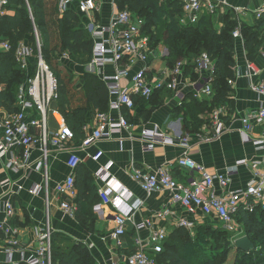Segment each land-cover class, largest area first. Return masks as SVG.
I'll list each match as a JSON object with an SVG mask.
<instances>
[{"label": "built area", "instance_id": "obj_1", "mask_svg": "<svg viewBox=\"0 0 264 264\" xmlns=\"http://www.w3.org/2000/svg\"><path fill=\"white\" fill-rule=\"evenodd\" d=\"M183 8L181 22L185 25L197 24L205 15L224 14L229 9L237 15L253 13L258 20L264 17V5L250 9L238 7L229 0H180ZM252 1V0H247ZM35 27L37 52L30 44L21 42L15 52V60L27 76L20 86L17 94V106L19 109L9 113L0 107V159L8 153H12L10 159L0 167L1 171H41L44 175L45 187L37 184L30 188V193L38 194L43 191L46 200V216L41 226H36V236L24 243L21 239L22 226L17 223L20 210L15 204V194L9 190L0 211L5 215L0 220V251L4 252L7 264H54L53 258V234L55 232L51 223V197L56 192L63 197L60 208L69 215L75 217L77 206L68 199L77 197L76 176L68 175L64 182L55 187L54 192L49 187V163L53 151L69 153L68 166L72 171L83 162L78 154L79 150L100 142L117 139L123 143V131H129V138L135 139L132 134V123L125 116L123 110L135 108V97L149 100L156 90L168 89L172 91L173 98L178 105H183L187 93L182 78L190 79L192 92L199 100L213 99L212 76L214 74L215 61L207 53H202L195 59V73L198 79L186 77L184 69L186 60L177 61L173 67L165 65L164 68L155 70L154 61L157 54L150 45L149 36L143 32L144 20L137 17L129 9H120L116 0H79L78 9L85 16V28L94 39L93 58L91 65L98 69H104L106 65L115 66L113 74H104L102 79L109 90V110L98 112L91 131L85 127L86 135L77 147L73 144L75 133L67 124L65 116L53 106L58 94V80L43 57L40 33L35 24L30 0H25ZM72 0H58V11L64 15ZM110 3L113 9L108 23L98 18L104 5ZM10 0H0V21L8 14ZM238 26L233 32L238 45L245 46L242 33V21L238 19ZM4 51L12 50L8 40L0 41ZM245 48V47H244ZM69 57L68 54L63 55ZM31 59L36 60L35 68L30 72ZM133 74L130 85H125L123 79L129 76L131 69L140 64ZM248 69L251 76L259 73L254 63L248 61ZM229 84L235 85V80L230 79ZM251 89L264 98V80L251 83ZM0 83V91H2ZM118 111L115 119L111 112ZM228 105L216 107L211 113V124L206 137L208 141L221 136L226 131L225 117L230 114ZM241 134L245 142L253 143L258 149H264V139L254 136L258 127H264V103L258 109L249 111L241 117ZM51 124L56 125L52 129ZM204 134V135H205ZM145 142L144 151L153 152L158 145H181L185 152L174 163L161 165L153 170L133 168L131 177L143 191L152 194L157 191L167 190L171 194V205L154 213L142 221H136L135 209L130 207L127 211L120 210L114 217L115 228L112 233L114 252L124 248L123 237L128 231L129 224L134 226L137 233L148 231L147 238L137 236L134 240V251L125 257V264H157V256L164 250V244L171 232L168 225L173 218L176 219L175 227H184L194 230L196 226L216 220L221 228L235 234L239 231L237 214L244 209L254 212L260 209L264 212V159L252 163V178L240 188H231L232 180L240 174V168L247 165V160L236 161L224 171L211 173L206 166L197 162L190 154V142L188 137L173 136L158 127L144 128L140 134ZM40 145L41 155L34 163L32 161L33 149ZM18 150L19 152H17ZM103 151H99L91 157L93 161H99ZM178 166L188 170L192 177L189 182L176 179L171 168ZM96 176L108 184L99 190L100 196L106 203L113 202L117 206L122 198L131 194L127 189L121 192L111 187L112 178L108 167L97 171ZM16 182V181H15ZM1 186L10 187L11 179L0 182ZM22 186H19L21 188ZM9 189V188H8ZM6 189V190H8ZM221 190L220 192L218 190ZM137 201L136 205H142ZM174 207H181L185 215L176 218ZM202 215L205 222H198L196 216ZM244 235L234 237L235 240ZM19 255V257H18ZM113 264H118L114 261Z\"/></svg>", "mask_w": 264, "mask_h": 264}, {"label": "trees", "instance_id": "obj_2", "mask_svg": "<svg viewBox=\"0 0 264 264\" xmlns=\"http://www.w3.org/2000/svg\"><path fill=\"white\" fill-rule=\"evenodd\" d=\"M120 9H129L137 17L144 18L143 32L150 38V45L157 55L162 54L161 46L167 49V55L163 56L169 67H173L179 60H186L184 69L186 77L198 79L195 73V59L207 52L215 61L214 74L211 84L214 91L213 99L199 100L193 92L188 93L183 105H176L175 111L183 117L184 132H200L205 124L210 126V113L221 105L231 108V93L233 86L230 79L236 77V54L238 42L233 32L239 22L235 12L229 9L223 14L224 25L217 29L214 24V15H205L197 24H182L181 16L183 8L180 0H116ZM35 24L42 41V54L46 62L54 69L58 80V97L53 106L66 118L67 124L75 133V143H80L86 135L85 127L87 117L93 109L98 112L109 110V90L103 79L98 75L86 72L83 84L78 85L73 72L66 70L61 63L66 53L74 59H80L84 66L91 63L93 58L94 39L86 30L85 16L80 13L77 6L69 7L64 15L58 11V0H30ZM98 18L100 16L98 15ZM242 33L245 40V49L249 59H254L258 50L264 44V17L258 19L255 24L244 23ZM0 37L8 40L12 45L9 52L0 53V83L3 88L0 91V107L9 113L19 109L17 106V94L24 83L27 73L17 64L15 52L18 45L27 41L37 52L35 27L30 11L25 0H10L8 14L0 21ZM85 55L88 56L85 59ZM32 69L36 60L32 59ZM173 97L168 89L156 90L147 100L135 97L137 102L152 105L153 109L161 106L165 99ZM133 110V109H132ZM130 123L132 122L131 110H123ZM149 112L147 109L144 113ZM77 183V182H76ZM80 209L76 216L84 226L91 227L92 215L81 217ZM264 212L259 208L254 212L244 209L237 214V220L244 226V233L255 244V249L250 253L237 249L235 246L234 264H264V259H258L264 255V244L259 245L253 236L257 233L255 225L262 222ZM260 220V221H259ZM259 221V222H258ZM210 223H203L195 227L194 232L202 233L215 231ZM214 237L213 245L221 247L231 240L230 233L221 229ZM190 230L184 227H174L164 244V250L157 256V264H217L216 255L203 254L201 247L189 250L186 241H190ZM60 235L53 234V258L54 264H95L90 254L80 245L64 246L59 241ZM217 241V243H216ZM210 242V241H209ZM208 242V243H209ZM201 246L204 245L201 241ZM211 243V242H210ZM262 250V252H257ZM257 254V255H256ZM256 257L257 259H254Z\"/></svg>", "mask_w": 264, "mask_h": 264}, {"label": "crops", "instance_id": "obj_3", "mask_svg": "<svg viewBox=\"0 0 264 264\" xmlns=\"http://www.w3.org/2000/svg\"><path fill=\"white\" fill-rule=\"evenodd\" d=\"M79 0H72L71 6H77ZM231 4L238 7H249L254 9L264 5V0H229ZM112 6L110 3L104 5L102 13L99 14L101 20L105 23L109 22L112 16ZM223 16L220 14L218 17ZM237 19H240L242 23L255 24L257 19L253 13H245L237 15ZM217 29H220L224 22H220ZM4 39L0 37V41ZM6 40V39H5ZM29 44L27 41H23ZM3 48L0 46V53L3 52ZM167 51V50H166ZM161 56L164 59V52L162 55H158L156 59ZM67 65L68 59L62 57ZM62 59V60H63ZM32 60V59H31ZM70 60V59H69ZM248 61L254 63L258 68L259 73L255 76H251L248 69ZM167 65V61L164 59V64L160 68H164ZM141 63L134 66L131 69L129 76L123 79L125 85L131 84L133 74L138 70ZM71 71L75 73L76 81L78 85L83 84L84 74L89 70L93 74L98 75L102 79L104 74H113L115 66L109 64L104 69H98L94 65L85 67L70 66ZM155 64V70L160 69ZM32 69V63L30 72ZM92 69V70H90ZM77 70V73H76ZM236 77L235 85L231 93V108L230 114L225 117L226 131L219 137L206 140L209 127L207 124L203 126L200 132H184L183 117L178 115L175 111L177 100L173 97H168L165 102L153 109L152 105L136 103V106L131 110L132 114V129L135 139L129 138V131L124 130L122 138L123 143H120L117 139L109 141H100L85 150H79L78 154L83 158V162L77 167L76 170L68 166L67 160L69 153L64 151H53V155L49 163V187L54 192L55 187L64 182L66 177L71 173L76 176V189L77 197L74 199H68L73 204H76L77 210L80 209L81 202V217L86 215H92V222L89 221L91 227L84 226L80 220L69 215L60 208V200L63 198L57 196L56 192L51 197V223L55 232L60 235L59 241L63 242L64 246L80 245L84 248L88 254H90L95 264H113L117 261L118 264H125V257L131 254L135 249L134 240L137 236L141 238H147L149 236L148 231L137 233L132 224H129L128 231L123 237L124 248L119 252L112 250L113 240L112 233L115 228L114 217L120 210H128L130 207L135 210L136 221H142L148 218L160 209L165 207L169 208L171 205V194L167 190H161L148 194L141 189V187L132 179L131 173L133 168H140L143 170H153L161 165H167L168 163H174L185 152V148L181 145H158L153 152L144 151L145 142L141 140L140 134L144 128L153 129L158 127L161 131H164L173 136H185L188 137L190 142L189 154L199 163L206 166L209 172L216 173L224 171L229 165H233L236 161L247 160V165L240 168V174L236 176L231 183V188L236 189L244 187L252 178V163L264 159V149H258L253 143L245 142L242 134V122L241 117L249 112L258 109L264 103V98L255 93L251 89V83L254 81L264 80V44L258 50L254 59H249L247 51L241 45L237 47L236 54ZM182 82L185 85L184 92L191 93L192 85L190 79L182 78ZM149 112L144 113L145 110ZM98 111L93 109L87 117L88 131H91L94 126L95 118ZM113 118L119 116L118 111L111 112ZM52 129H56L55 124H51ZM205 132H207L205 134ZM205 134V135H204ZM254 136L257 139H264V127L256 128ZM75 143V142H74ZM79 143L73 144L77 147ZM19 152L18 150H16ZM103 151V155L99 161H93L91 157ZM41 155L40 145L38 144L33 149L32 161L35 163ZM12 153H8L5 157L0 159V167L10 159ZM108 167V172L113 179L111 187L118 192L127 189L131 194L122 198V202L117 206L113 202L106 203L100 196L99 190L104 188L108 182L100 180L96 173L102 168ZM173 176L182 182H189L191 180V173L188 170L173 166L171 168ZM5 179H11L12 185L10 187H4L0 184V208H2L3 202L7 200L5 194L12 190L15 194V204L20 210L17 223L22 226L21 239L24 243H27L36 236V226H41L46 216V200L43 191L38 194L30 193V188L37 184L45 187L44 175L41 171H1L0 182ZM16 181V182H15ZM19 186H22L19 188ZM9 188V189H8ZM8 189V190H6ZM44 189V188H43ZM221 191L220 189L218 190ZM137 201L143 203L142 205H136ZM177 214L176 218L180 215H185L181 207H174ZM3 210V209H2ZM0 211V220L5 218L4 213ZM198 222H205L202 215L196 216ZM207 222V221H206ZM176 219L173 218L168 225L175 227ZM171 229V230H172ZM19 257V255H18ZM0 264H7L4 252L0 251Z\"/></svg>", "mask_w": 264, "mask_h": 264}, {"label": "rangeland", "instance_id": "obj_4", "mask_svg": "<svg viewBox=\"0 0 264 264\" xmlns=\"http://www.w3.org/2000/svg\"><path fill=\"white\" fill-rule=\"evenodd\" d=\"M219 15H220V13L214 15L215 17L213 19H214L215 26H219V24H221L220 23L221 21L224 22L222 16L218 17ZM139 18H141V17H139ZM141 19L144 20V18H141ZM144 24H145V20H144ZM222 27H223V25H222ZM262 34L264 35V31H263ZM160 50L162 52H164V56L167 55L168 51H166L167 49L164 46H161ZM87 58H88V56L85 55V59H87ZM66 59H68L67 65L66 64L64 65L63 63H61V64L63 65L64 68L66 67L65 68L66 70H69V71H71L70 70L71 69V67H70L71 65L75 66L77 64L78 66L83 67V72L86 69L85 67L91 65V63H88V64H86L84 66L80 62H77L80 59H75L76 61H74L73 58L70 59V57H67ZM63 61H64V59H63ZM65 62H66V60H65ZM155 64H156V66H158L160 68L164 64V59L161 56H159V58L154 61V67H155ZM52 70L54 72L53 68H52ZM90 70H92V69H90ZM87 72L88 73H93L92 71H89V70ZM76 73H77V70H76ZM73 75H75V73H73ZM75 80H76V78H75ZM260 220H262V222H260V223L255 225V229H257L256 230L257 233H255L254 236H253V239L259 245L264 244V218L260 219ZM206 223H210L208 225H210L212 227V229L215 230V231L214 232L213 231H209V232H206V233L202 232V233H198V235H197L196 231L194 232V230H190V233H191L190 241L191 242L186 241V244L189 247V250L193 251L195 248L201 247L203 249V251H204L203 254H205V251H207V253L210 252L211 255H214V254L216 255L215 259H216L217 264H234V262H235V260H234L235 259V246H236L235 243H234V237L238 236V235H241V234L245 235L244 229H243L244 226L241 223H239V231L237 233H235V234H232V233L229 234L231 236V238H230L231 240L229 241V243H224V245H222L221 247H217V245H216V248L212 249L213 247H215V244L213 245L214 237L217 236V234H218L217 232L220 231L222 228H221L220 223H218L216 220H211V221L206 222ZM200 241L202 243H204L203 246L200 245V243H199ZM216 243H217V241H216ZM259 251L260 250H258L257 252H259ZM260 252H262V250ZM257 256H259L258 259L261 258V261L264 259V255H262V253L260 255H257ZM254 259H257V258L254 257Z\"/></svg>", "mask_w": 264, "mask_h": 264}, {"label": "water", "instance_id": "obj_5", "mask_svg": "<svg viewBox=\"0 0 264 264\" xmlns=\"http://www.w3.org/2000/svg\"><path fill=\"white\" fill-rule=\"evenodd\" d=\"M235 245L237 249H240L244 252L250 253L255 249L254 242L250 239L248 235H244L235 240Z\"/></svg>", "mask_w": 264, "mask_h": 264}]
</instances>
